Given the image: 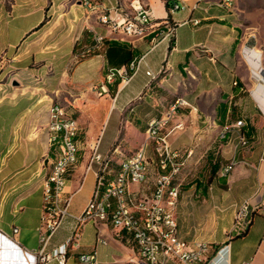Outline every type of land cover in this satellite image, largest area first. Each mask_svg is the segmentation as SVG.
Instances as JSON below:
<instances>
[{
    "label": "crops",
    "instance_id": "1",
    "mask_svg": "<svg viewBox=\"0 0 264 264\" xmlns=\"http://www.w3.org/2000/svg\"><path fill=\"white\" fill-rule=\"evenodd\" d=\"M144 1L157 18L179 22L192 16L201 23L178 25L172 42L151 47L150 37L110 33L99 23L97 10L84 3L62 9L63 2L55 0H0V264L33 263L31 253L41 247L37 228L44 180L53 158L48 123L54 102L78 123V162L68 176L65 195L73 194L69 212L79 214L96 186V165L87 169L93 145L98 142L99 152L111 155L104 173L108 182L124 159L118 156L140 147L149 122L163 116L178 97L191 106L180 107L166 126L181 166L173 180L179 190L174 214L186 241L210 245L206 258L194 264H264V160L260 159L264 128L259 127L264 121L257 115L253 101L257 91L252 90L257 81L252 63L257 55L243 51L247 41L236 46L232 2L170 0L169 4L201 5L193 12L171 14L168 0ZM61 23L63 27H58ZM94 32L106 36L103 44L95 45ZM82 49L89 51L76 55ZM142 56L129 81L118 76L107 84V92L99 94L111 67ZM258 61L263 66L262 57ZM246 66L251 74L245 72ZM149 69L156 78L146 73ZM110 119L118 125L117 133L102 151L104 126ZM239 120H243L241 127L236 124ZM241 132L249 140L246 146L238 143ZM152 151L153 145L148 148L149 154ZM232 159L237 163L222 175ZM156 178L157 167L150 164L147 179L132 183L130 191L137 197H151ZM85 186L86 200H75ZM246 200L252 204L248 228L229 238L236 206ZM74 232L75 220L68 215L47 248L64 243ZM81 232L79 244L68 245L66 264H84L81 255L94 249L96 264H127L137 254L132 235L111 223L89 222ZM164 264L188 263L168 260Z\"/></svg>",
    "mask_w": 264,
    "mask_h": 264
},
{
    "label": "built area",
    "instance_id": "2",
    "mask_svg": "<svg viewBox=\"0 0 264 264\" xmlns=\"http://www.w3.org/2000/svg\"><path fill=\"white\" fill-rule=\"evenodd\" d=\"M232 2V0H226ZM170 2V0H169ZM91 7L88 2H82ZM201 8L199 2L189 5L185 2L177 1L169 4V12L172 14L177 10H190L193 12ZM101 20H108L109 31L112 34L124 35L128 37L145 38L150 37L151 47L162 41L172 42L176 35V29L181 24L198 25L201 23L199 17H188L183 21H174L170 17L157 18L154 16L150 6L144 0L128 2L125 4L121 0H104ZM93 41L98 46L100 39L106 36L99 32L93 33ZM82 49L77 54H83ZM144 56L130 60L121 67H111L106 75V82L100 85L99 94L108 91L107 84L115 81L116 77L129 81L139 70ZM146 73L152 78L157 76L152 70ZM191 106L184 97H178V104H171L170 109L160 118L152 119V127L147 130V137L144 144L153 145V156L157 166L158 189L154 200H147V197H137L130 191V185L135 181H143L142 171V145L138 147L125 161H120L119 172L115 177L105 182V171L111 164V155H102L98 150V142L93 145L92 154L89 158L87 169H92L96 165L97 176L94 192L85 207L79 214H71L69 206L72 195H65V186L68 176L75 164V130L72 125V117L63 118L57 110H50V120L48 129L50 139L53 143V158L47 171L43 194L44 205L41 220L38 226V233L41 240V247L32 252L33 263L27 264H66L68 245L73 241L79 244L81 228L91 222L96 225L101 223H111L115 229L129 232L137 246V254L130 258L127 264H164L168 260H178L188 264H194L206 258L210 245L206 241L197 240L194 243L186 241L178 230L177 219L174 210L179 198V190L175 194H170L168 202H160V190L162 184H167L170 173L178 170L180 163L177 162L179 153L173 149L169 139V131H166L168 121L172 114L180 107ZM243 125V120L236 123ZM176 126H180V123ZM158 129H165V138H158ZM160 139H168V151H159ZM249 140L241 132L238 135V143L246 146ZM236 159H232L223 167L222 175H228L235 164ZM124 202H132V209H124ZM252 204L249 200L236 206V212L228 236L242 234L246 231L251 220ZM72 216L75 220V232L64 243L48 249V243L54 232L60 227L64 219ZM18 231L17 228L14 229ZM105 243V241H101ZM223 246L221 250L226 248ZM96 254L81 255L84 264H96ZM113 264V263H109Z\"/></svg>",
    "mask_w": 264,
    "mask_h": 264
},
{
    "label": "rangeland",
    "instance_id": "3",
    "mask_svg": "<svg viewBox=\"0 0 264 264\" xmlns=\"http://www.w3.org/2000/svg\"><path fill=\"white\" fill-rule=\"evenodd\" d=\"M56 4L63 2L61 7H70L71 5H74V7H78L77 4H79L80 0H55ZM231 7L234 11V18H233V25L235 27V36H237V45L241 46L244 44V42H248L244 45L243 51L245 53L248 52V50L252 49L251 53H256L257 60L254 62L253 65H255V68H252V72L257 77V81L255 84V87L252 88V90L257 91L256 100H253L254 103H256V111L259 119L264 121V0H232ZM83 8V7H82ZM56 15L59 16V12H56ZM98 18V13H97ZM65 18H62V20ZM63 23L60 24L58 27H63ZM74 30L72 35L74 34ZM252 42V43H251ZM254 50L256 52H254ZM80 50H76L75 53L79 52ZM262 57V64L261 66L259 64L258 59ZM245 72H249L251 74V70L249 66L245 67ZM261 86L260 89H256V87ZM200 112V111H198ZM238 126V125H237ZM117 127L118 125L114 122L113 119H110L106 122L104 126V132L102 136V151H105L113 141L116 133H117ZM241 127V126H238ZM262 130L264 128V123L259 126ZM82 135V133H81ZM119 143V142H118ZM136 149L126 150L124 151V154H120L118 158H125L129 155H131ZM261 160H264V146L262 149V153L260 156ZM113 160V163H115ZM93 173L90 172L88 174V183L91 181ZM88 196L87 193V186H85L81 191H78L75 194V200L83 202L86 200Z\"/></svg>",
    "mask_w": 264,
    "mask_h": 264
},
{
    "label": "bare ground",
    "instance_id": "4",
    "mask_svg": "<svg viewBox=\"0 0 264 264\" xmlns=\"http://www.w3.org/2000/svg\"><path fill=\"white\" fill-rule=\"evenodd\" d=\"M137 0H129V2H135ZM80 2V1H79ZM82 2H88V4L91 5V7L95 10H97L98 13V21L107 29H109V22L108 20H101L102 18V10L104 8V0H82ZM104 39H100L98 44H103ZM252 49L248 50V54L251 53ZM254 52H256L254 50ZM254 64V63H253ZM261 86L256 87V89H260ZM172 104H178V98L172 103ZM50 110H57V113L62 116L63 118H70V116L67 114L68 112L64 108V106L58 102H54L50 108ZM72 125L75 130V164L78 162V146L76 142V136L78 133V123L75 118L72 117ZM152 127V120L148 124L147 130H150ZM158 138H165V129H158ZM151 146V144H144L142 145V171H143V181L147 179V174H148V167L150 164H155L154 161V156H153V151L152 154H149L148 148ZM159 151H168V139H160L159 141ZM129 157V156H127ZM126 157L122 160L125 161ZM155 167L156 164H155ZM181 171V166H179L178 170L173 171L170 173L168 177L167 184H162L161 190H160V202H168L170 198V194H175V191L178 189L177 186L173 184V180L175 176ZM119 172V171H118ZM142 181H135L133 183H141ZM158 189V181L156 178V183H155V190L153 192V195L151 197H147V200H154L156 196V191ZM124 209H132V202H124Z\"/></svg>",
    "mask_w": 264,
    "mask_h": 264
},
{
    "label": "trees",
    "instance_id": "5",
    "mask_svg": "<svg viewBox=\"0 0 264 264\" xmlns=\"http://www.w3.org/2000/svg\"><path fill=\"white\" fill-rule=\"evenodd\" d=\"M167 5H169V0L167 1ZM250 223V222H249ZM249 225V224H248ZM247 228H248V226H247ZM247 230V229H246ZM246 232V231H245ZM244 232V233H245ZM243 234V233H242ZM242 234H234L233 236H235V235H242Z\"/></svg>",
    "mask_w": 264,
    "mask_h": 264
}]
</instances>
